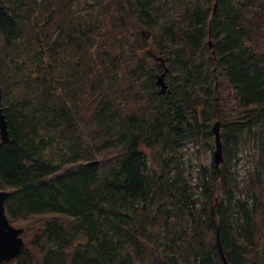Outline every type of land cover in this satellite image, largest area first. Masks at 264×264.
I'll list each match as a JSON object with an SVG mask.
<instances>
[{
    "label": "trees",
    "instance_id": "obj_1",
    "mask_svg": "<svg viewBox=\"0 0 264 264\" xmlns=\"http://www.w3.org/2000/svg\"><path fill=\"white\" fill-rule=\"evenodd\" d=\"M171 1L0 0L1 264H264V0ZM216 121L192 185L178 150Z\"/></svg>",
    "mask_w": 264,
    "mask_h": 264
},
{
    "label": "water",
    "instance_id": "obj_2",
    "mask_svg": "<svg viewBox=\"0 0 264 264\" xmlns=\"http://www.w3.org/2000/svg\"><path fill=\"white\" fill-rule=\"evenodd\" d=\"M208 47H212V41L208 37ZM162 61L161 58H159ZM164 66V63L162 62ZM167 71V68L164 69L162 73L157 76L156 84L159 86L161 93H164L167 85L164 81V76ZM2 97V91L0 87V102ZM212 132L214 136V150L212 152V160L215 167H218L219 163L223 160L222 154V144L219 134V121L214 122L212 126ZM9 139L8 130H7V121L3 109L0 105V141L5 142ZM96 163V161L92 162ZM7 196L6 190H0V264L3 262H9L12 260L22 249L23 247V228L16 227L12 225L8 216L5 212L4 200ZM220 257L223 264H228L226 258L222 252V249L219 247Z\"/></svg>",
    "mask_w": 264,
    "mask_h": 264
},
{
    "label": "rangeland",
    "instance_id": "obj_3",
    "mask_svg": "<svg viewBox=\"0 0 264 264\" xmlns=\"http://www.w3.org/2000/svg\"><path fill=\"white\" fill-rule=\"evenodd\" d=\"M174 2H176V4L183 5L187 2V0H175ZM168 5H170V7H173L171 0H169ZM213 150H214L213 135L208 140V142L207 143L204 142L203 146L201 147L199 145L189 143L183 145L178 150L179 153L183 155L182 157V159H184L183 167L185 168V170L189 171V180L192 185H194L197 182V176L200 170V166L208 165L211 162ZM255 159H256V145H255V141L250 137L247 138V140L244 143L240 144L237 154L234 155L231 160L230 171L234 173L236 181H238V187H245L246 180H248L250 174H252V168Z\"/></svg>",
    "mask_w": 264,
    "mask_h": 264
}]
</instances>
